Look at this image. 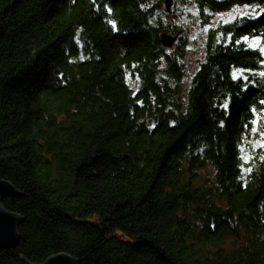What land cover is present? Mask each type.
Wrapping results in <instances>:
<instances>
[{
  "label": "trees",
  "instance_id": "obj_1",
  "mask_svg": "<svg viewBox=\"0 0 264 264\" xmlns=\"http://www.w3.org/2000/svg\"><path fill=\"white\" fill-rule=\"evenodd\" d=\"M164 1L0 0V264H264V0H178L260 10L212 25L188 87Z\"/></svg>",
  "mask_w": 264,
  "mask_h": 264
},
{
  "label": "rangeland",
  "instance_id": "obj_2",
  "mask_svg": "<svg viewBox=\"0 0 264 264\" xmlns=\"http://www.w3.org/2000/svg\"><path fill=\"white\" fill-rule=\"evenodd\" d=\"M162 1V0H161ZM162 3V2H161ZM163 10L164 7H160V10ZM259 7H236L231 11L224 13H209V18L205 21L193 4H185L178 0H174L172 5V12L166 14L165 23L171 29L179 30L182 29L185 32V57L182 59L184 66V76L182 80L184 81V86H189V81L192 80L194 73L197 71L204 55V47L206 42V36L208 30L214 26H219L220 24L232 22L237 18H242L246 16H256L259 14ZM258 43L259 39H254L252 43ZM264 54V49L262 50ZM243 73V72H242ZM257 73H264V63L263 69L259 70ZM244 76L245 73H244ZM130 85L132 88L136 89V83L129 79ZM256 129V128H254ZM257 134L254 131L251 135L255 136ZM262 133L260 134L259 140H253L252 138L246 139V145L243 146V172L246 174L249 170V165L253 161L254 150L262 148L264 145V137L261 138ZM264 136V135H263ZM248 147V148H247ZM252 165V164H251ZM250 165V169L252 168ZM205 171H203V174ZM238 238V242L242 243L243 240ZM236 242L235 239H232L228 243V247ZM243 244V243H242Z\"/></svg>",
  "mask_w": 264,
  "mask_h": 264
},
{
  "label": "water",
  "instance_id": "obj_3",
  "mask_svg": "<svg viewBox=\"0 0 264 264\" xmlns=\"http://www.w3.org/2000/svg\"><path fill=\"white\" fill-rule=\"evenodd\" d=\"M172 0L164 1V8L167 13L171 12ZM182 33L175 35L163 33L160 41L166 50H173L179 43ZM20 191L9 181L0 179V249L15 247L19 242L18 228L23 221L21 215L7 210L1 201L5 197H18ZM26 264H31L26 262ZM42 264H79V261L67 253H60L50 257Z\"/></svg>",
  "mask_w": 264,
  "mask_h": 264
},
{
  "label": "snow or ice",
  "instance_id": "obj_4",
  "mask_svg": "<svg viewBox=\"0 0 264 264\" xmlns=\"http://www.w3.org/2000/svg\"><path fill=\"white\" fill-rule=\"evenodd\" d=\"M244 39H248V37H245ZM261 75L264 76V73H261ZM261 103H264V101H262ZM223 107H224L225 109H227V108H228V105L225 104V105H223ZM253 111H255V110L253 109ZM254 123H255V122H254ZM253 130L255 131V129H253ZM262 135H264V133H262ZM262 146H264V145H262Z\"/></svg>",
  "mask_w": 264,
  "mask_h": 264
}]
</instances>
